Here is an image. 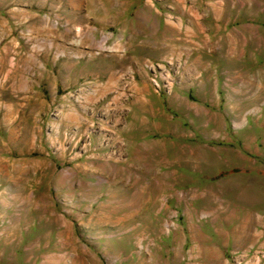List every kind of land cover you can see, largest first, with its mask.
I'll return each mask as SVG.
<instances>
[{"label": "rangeland", "instance_id": "1", "mask_svg": "<svg viewBox=\"0 0 264 264\" xmlns=\"http://www.w3.org/2000/svg\"><path fill=\"white\" fill-rule=\"evenodd\" d=\"M0 264H264V0H0Z\"/></svg>", "mask_w": 264, "mask_h": 264}]
</instances>
